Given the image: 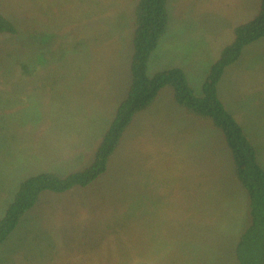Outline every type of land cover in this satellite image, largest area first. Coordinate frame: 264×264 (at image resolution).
<instances>
[{
  "label": "rangeland",
  "instance_id": "obj_1",
  "mask_svg": "<svg viewBox=\"0 0 264 264\" xmlns=\"http://www.w3.org/2000/svg\"><path fill=\"white\" fill-rule=\"evenodd\" d=\"M138 1L0 0L18 29L0 35V220L28 177L90 164L128 96ZM260 7L168 0L149 76L181 68L202 97L212 64ZM218 97L264 166V38L225 70ZM232 169L222 131L165 88L133 118L105 174L41 195L0 244V264H239L235 246L250 220Z\"/></svg>",
  "mask_w": 264,
  "mask_h": 264
},
{
  "label": "trees",
  "instance_id": "obj_2",
  "mask_svg": "<svg viewBox=\"0 0 264 264\" xmlns=\"http://www.w3.org/2000/svg\"><path fill=\"white\" fill-rule=\"evenodd\" d=\"M134 15V52L130 66L132 82L128 96L119 105L111 125L102 133L90 164L63 176L49 171L25 179L0 220V244L8 240L43 193L63 194L76 188H86L105 174L133 118L151 107L163 89L171 88L177 106L212 121L225 136L232 156L234 177L248 196L250 223L238 237L235 256L239 264H264V166L258 149L218 97V85L225 70L238 61L247 45L264 38V0H261L256 17L236 28L233 42L212 64L202 97L195 95L181 68L168 69L152 77L148 74L150 59L169 28L168 0H139ZM0 35H18L15 25L2 14Z\"/></svg>",
  "mask_w": 264,
  "mask_h": 264
},
{
  "label": "crops",
  "instance_id": "obj_3",
  "mask_svg": "<svg viewBox=\"0 0 264 264\" xmlns=\"http://www.w3.org/2000/svg\"><path fill=\"white\" fill-rule=\"evenodd\" d=\"M169 9V8H168ZM169 25H170V12H169ZM163 61V60H162ZM160 62V61H159ZM172 68H177V67H175V66H171V68H169V69H172ZM167 70V69H166Z\"/></svg>",
  "mask_w": 264,
  "mask_h": 264
}]
</instances>
